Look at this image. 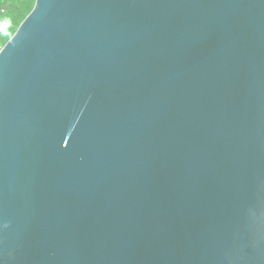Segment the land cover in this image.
<instances>
[{
  "label": "water",
  "instance_id": "water-1",
  "mask_svg": "<svg viewBox=\"0 0 264 264\" xmlns=\"http://www.w3.org/2000/svg\"><path fill=\"white\" fill-rule=\"evenodd\" d=\"M0 264H264V0H36L0 51Z\"/></svg>",
  "mask_w": 264,
  "mask_h": 264
},
{
  "label": "trees",
  "instance_id": "trees-1",
  "mask_svg": "<svg viewBox=\"0 0 264 264\" xmlns=\"http://www.w3.org/2000/svg\"><path fill=\"white\" fill-rule=\"evenodd\" d=\"M36 0H0V51L33 11Z\"/></svg>",
  "mask_w": 264,
  "mask_h": 264
}]
</instances>
